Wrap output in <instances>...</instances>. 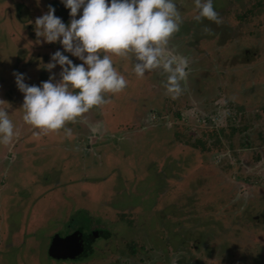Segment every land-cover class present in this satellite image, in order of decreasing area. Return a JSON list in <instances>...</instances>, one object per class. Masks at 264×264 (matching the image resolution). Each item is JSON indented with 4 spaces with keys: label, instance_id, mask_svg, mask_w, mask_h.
<instances>
[{
    "label": "flooded vegetation",
    "instance_id": "flooded-vegetation-1",
    "mask_svg": "<svg viewBox=\"0 0 264 264\" xmlns=\"http://www.w3.org/2000/svg\"><path fill=\"white\" fill-rule=\"evenodd\" d=\"M1 1L3 3L0 2V66L2 65L5 67V64L7 63L23 69L22 72L20 71L19 73L24 74V82L28 85H39L41 81L49 78L50 72L54 75L53 82L59 79V65H56L51 70H46L43 67L44 64L49 62L50 54L57 49H60L62 54L67 55L74 64L82 63L78 58L72 56L71 53L65 52L58 41L45 43L43 42V37L37 38L35 36L34 20L41 14L46 13L49 5L54 8V15L60 17L65 24L68 23L70 19L68 9L63 6L61 0H38V2L37 0H6L7 3H5L4 0ZM244 1L247 2L246 4H250L247 8L248 13L246 14L242 13V6L245 5ZM176 3L178 12L181 16V22L178 30L169 38V47H171L176 53L187 58V76L189 77V80L187 81L185 78L181 81L182 91L174 99L165 94L162 84L164 74L159 70L146 72L142 78H137L134 73H132V60L130 58L113 57L114 66L117 71L124 75L127 80L126 87L118 94H106V102L104 104L90 108L74 122H67L65 126L71 130L70 134H65L63 129L42 134L38 129H34L24 123L22 120V109L18 111L16 106L19 102L18 100L11 101L12 97L10 95L8 98L2 99L3 94H8L3 88L5 87L4 82L7 73L0 74V107H7L5 110L8 111L10 117L12 113L14 115L19 113L20 116L17 117L13 125H20V127L26 126L27 128L25 129L23 136L16 137L13 140L11 150L8 151V153H11L9 156L13 163L21 157L23 165L21 166L20 172L22 173L20 175L23 176V172L25 174V181L17 183L18 186L16 185V187L11 190L12 195L16 197L21 196L20 200L22 202L34 197L32 203L34 204L33 207H30L32 205H30L31 201L26 203V213L24 216L27 221L25 223L21 222V219H24V216H22L19 224L12 230L9 229L8 224H5L10 221V213L7 212L6 215L4 208L0 203V256L3 255L1 252H3L5 248L12 249L13 247H17L19 249L21 248L22 251V253L19 251L20 256L18 255V261L23 262L26 260L28 264H40V245L39 242H37L38 239H36V235L44 225V222H42V224H39L38 222L47 218L46 223H48L50 219L55 216L47 215V212H50L51 208H54L55 211L59 210V207H53V205H51L52 202L50 203L52 195V200L56 196L65 200L64 195L62 196L61 193V188L63 186L57 184L52 189V181L58 180L64 183L66 189L77 188V194L81 196L82 200L85 196L84 194L87 192H91L94 196L95 191L102 190V188V191L105 194L113 192V190L111 191V188L106 187L108 182L111 183L115 181L116 185H120L116 188L117 190L122 187L126 189L125 185L131 183L133 178L131 177L133 171H131L130 168L136 162L137 164L139 163V157L136 158L138 155L137 151L142 150L144 152L148 149V146L154 144L162 134L168 133L164 129L158 127L170 124V122L163 120L166 117V113H164L163 110L161 102L162 98H171V108L174 111L176 108H173V105L177 103L176 101L199 91L201 85L202 87L206 86L203 84L207 82L206 79H209L210 82L211 79L208 78L209 74L211 78L213 76L216 78H223L225 72L232 73L235 71L236 73L238 70L242 71L248 68H251V71L255 74H264V30L261 29V25L254 26L248 20L254 19L255 10L259 12L264 9V0H212L213 8L217 12L221 21L219 24L203 18L199 22L195 21L193 16L196 14V10L194 9L192 0H176ZM232 5L237 6L239 12L235 11ZM234 12L237 13L233 14ZM78 16L79 10L77 13V17ZM229 17L236 20L235 26L231 23ZM241 23L244 25L241 26ZM38 39L40 41L39 43H37ZM244 46H247V48L244 49ZM9 51L14 52L13 56L8 55ZM218 60H221L222 62ZM219 64L220 66H218ZM254 77L258 79L261 76L255 75ZM10 78L15 83L14 75ZM32 79L34 83L31 81ZM258 81L259 84H262L261 87L263 88L264 79H258ZM138 95H141V98L137 97ZM118 96H120L122 101L117 100ZM259 97L264 98V88L263 90L255 92L254 95L248 94L245 98L240 100L241 102L231 100L229 105L225 104L226 106H224V109H220L222 106L219 101L212 99L210 102L211 106L214 105L212 111H210L209 107L206 109V106H204L201 111L192 114L199 122H202L201 120L203 119L205 124L215 125V127L209 131L208 136H205L202 131L199 134L197 133L200 135L198 136L195 132H182L181 129L175 130L173 136L176 139H182L183 135L189 134L191 139L188 144L197 146L200 150L212 146L213 144L208 141H210L211 138H214V143H218L220 146L213 151L214 156L220 154L223 156V153H225V140L228 141L227 138L230 139V151L234 150V143L231 138H233L235 133H239L246 137L247 142L242 145L247 146L249 144L248 140H250L251 136L252 125L247 119H245L246 113L244 105L247 102H253V104H256ZM22 98L23 93L21 95V100L23 102ZM117 102L119 103L116 105ZM191 108H196V106H192ZM189 109L188 106H180L177 108L178 117L180 119L183 118L185 111H188ZM217 113L218 119H216ZM81 118L88 120L89 125H96L98 131L95 134L91 133L89 131V125L88 127H85L83 122H81V128H78L81 130L76 131L77 126L75 123H78ZM256 125L257 124H254V127H256ZM229 129L231 130V133H226ZM109 134L115 136V144H120L121 147L122 145H125L127 151L132 153L131 158L134 159V162L129 158L133 164L128 166L127 170L121 169L118 163H113V161H118L117 158L116 160H113V158L111 160L107 158L106 161V151L102 152V154L97 152L99 150L97 149L98 143L102 144L103 139ZM136 134L140 135L137 136ZM261 134H264V132ZM92 139H94V141ZM63 140L68 142L67 145L63 144ZM160 141L161 140L158 141V144H161ZM249 149L251 150V148H248L247 150L249 151ZM226 151L229 150L227 149ZM128 156L129 154L127 153L122 155L124 160ZM87 157L92 158L93 162L91 163L90 159L88 160ZM172 157V159H167L169 160L168 166L171 167V164H174L176 167H179L177 165L179 158L175 156ZM167 160L166 162L164 160L161 164L163 163L164 165L168 162ZM225 160L226 158L223 159V161ZM109 163L114 166L112 167V173L104 174L97 172L98 167V170H104ZM79 167L82 170L80 176H75L73 179H70V176H68V179L64 178L63 173L66 171V168L69 170L71 168L74 169ZM253 167L256 168L255 172L257 173L254 172L252 178L256 179V175H259L258 178L264 179V157H262L257 163H254ZM159 168L160 163L158 165L156 161L150 162L148 166V172L150 175H148L143 181L139 180L138 184L141 185V188L145 187L146 184L148 187L149 180H151V177H154V194L158 193V198L162 196H166L167 198L171 194H174V192H177L179 188L177 187V183L170 184L169 180H166L165 177L168 176L169 173L163 172L164 169ZM108 176H111L112 178H109ZM135 179L136 178L133 180ZM6 181L7 175L4 174L0 181V192H6L8 186L4 185ZM80 181H84V183L82 187L80 186V189H78V184H76V182ZM259 181H261V179H259ZM71 182L74 183L75 186H73ZM198 182V186L203 187V179ZM28 184L34 188L32 194L27 193L22 189V186ZM236 184L237 183L235 182V185L229 189V193H231V191L233 193L236 191L234 188V186H237ZM251 185H249L248 196L251 198L248 208H255V204L258 203L259 198L261 197L262 200L264 199L262 196L264 193V186L258 184L254 185L253 183H251ZM147 187H145V189H147ZM194 187L195 185L183 190L182 195H184V198L188 196V205H174L175 209L178 211V217L186 218L192 216L194 220H197L203 215L201 212H198L199 207L204 205L200 202L202 192L195 194ZM73 191L76 192V189ZM223 191L227 194V189L223 188ZM233 193L230 196L229 202L237 201L236 197L239 193L237 191L238 194L236 197ZM66 195L69 197V201L74 198L77 200L80 198L75 196V194L71 195V193ZM133 196H135L136 199H132ZM212 197L213 196H210V194H207V198L205 199H207L208 203L211 200L210 203H212L214 202V198ZM138 198L140 199L141 196L132 195V193L129 194L127 191H124L123 194L117 198L116 204L119 206L132 205L131 203L138 202ZM53 201L55 202V200ZM74 203L75 202L72 200L69 207H63L59 212L62 214L75 215L76 212L84 211L83 208L75 209L76 205H74ZM141 203H143L144 208L149 207V200H143ZM214 204L217 205V212H224L220 214V217L215 215V221L224 225L227 222L225 216L228 218L231 213V209L229 208L235 204L229 205L228 202H225L224 200ZM209 205L210 204H207L206 207ZM262 207V213L258 215L264 217V206ZM88 210H90V208H88ZM147 210L149 209H146L145 212H149ZM57 211L56 214L58 213ZM169 212V207H166V209L154 213L155 217H158L154 222L159 225L158 233H161L162 235V238L158 240V244L154 246H162L163 248H160L163 250H165L164 247L166 248V246H170V244L176 248L175 250H181L190 246L191 243L189 242V239L191 234H193L189 229L190 227H185L184 225L179 224L180 222H184V219L178 220L174 223L167 215ZM149 214L152 213L149 212ZM65 219L68 220L70 218L68 217ZM256 220H259V216H257ZM53 221H57V219L54 218L52 219V222ZM98 221L99 222H96V227H92L91 225L88 229L84 227L74 228L73 226L66 228L63 224H59L61 227H59L56 232L50 233L49 231L51 230V227L44 236H41L42 240L45 239L46 242H49V246L45 247V251L47 252L48 249V254L50 255L52 263L67 264L83 261L94 252V249H99L100 241L103 240L108 242L111 239L114 240L118 235L126 238L128 235H132L143 229L133 226L132 222L127 219L117 231L114 229L113 224L110 223V221L105 222L103 218ZM206 221L208 220L204 219L202 224H206ZM57 224L58 223H56V225ZM155 224L152 223L145 226L146 229H143L145 236L147 235L145 241H154L155 237L153 236L157 232L155 230ZM56 225L54 226L57 227ZM165 229L168 232L165 233ZM28 230L32 232H29ZM124 230H129L128 235H123V233L120 234L122 231L124 232ZM114 235L115 237H113ZM254 238L264 241V231L259 230L257 236H254ZM173 242L175 244H173ZM195 247L196 246L193 248ZM137 248L135 242L130 244L131 251L137 250ZM147 250L150 251V249ZM35 252L37 253L36 257L34 255ZM256 255L257 253L252 256L254 263L261 264L264 261L261 260L263 259L262 254L257 257ZM184 261L185 259L180 260V262L177 261L176 264H184ZM236 262L241 264L239 259L236 260ZM147 263H149V260H147ZM171 263L173 264L172 260Z\"/></svg>",
    "mask_w": 264,
    "mask_h": 264
},
{
    "label": "rangeland",
    "instance_id": "rangeland-1",
    "mask_svg": "<svg viewBox=\"0 0 264 264\" xmlns=\"http://www.w3.org/2000/svg\"><path fill=\"white\" fill-rule=\"evenodd\" d=\"M0 2L2 1L0 0ZM246 3L247 2H245V5L242 6V13L244 14L248 13L247 8L250 6V4ZM232 7L235 11L239 12V8H237V6L232 5ZM236 13L237 12H234L233 14ZM254 14V19L248 20L254 26L261 25V29L264 30V9L260 10L259 12L255 10ZM229 20L235 26L236 20L230 17ZM243 25L244 24L241 23V26ZM246 48L247 46H244V49ZM13 54L14 52H8L9 56H13ZM218 66H220V64ZM2 67L3 66L1 65L0 74L7 73L4 82L5 87L3 88L8 94H3V97H1L2 99H6L10 95L12 97L11 101L18 100L19 102L18 104H16V106L18 111H20V106L22 104V93L18 90L16 84L10 77L13 75L14 71L22 72L23 69L9 65L7 63L5 64V67ZM255 75L261 76L258 79H264V74H255L251 71V68L244 69L242 71L238 70L236 71V73L235 71H233L232 73L225 72L223 78H216L215 76L211 78L209 74L208 78L211 79L210 82L209 79H206L207 82L205 83L201 81L206 86L202 87L201 85L199 91L188 97H183L181 100L179 99V101H176L177 103L173 105V108H176V110L174 111L171 108V98H162L161 102L163 105V110L164 113L167 114H165L166 117L163 120L170 122V124L158 127L164 129L168 133L162 134V136H160L154 142V144L148 146V149L144 151L145 153L142 150L137 151L138 155L136 156V158L139 157L138 164L136 161L135 164L130 161V159H132L134 162V159L131 158L132 153L127 151V147L125 145H122L121 147L120 144H115V136H113L112 134L106 136L103 139L102 144L98 143L97 149L99 150L97 152L102 154V152L106 151V161L107 158L110 160L112 158L113 160H116L117 158L118 161H113V163H118L119 167L125 170L128 169V166H131L133 164L130 168V170L133 171L131 176L133 178L131 183L125 185L126 189L122 187L121 189L117 190L116 188L120 185H116L115 181L111 183L108 182L106 184V187L111 188V191L113 190V192H111L110 194H105L102 191V188V190L95 191L94 196L93 194H91V192H87L86 194H84L85 196L82 200L81 196L77 194V188L66 189L64 183L58 180L52 181V189L57 184L63 186L61 188V193L65 198L64 200L63 198H58L56 196L53 199L55 200L54 202L52 200V195L50 203L52 202L51 205H53V207H59V210L63 209V207L67 208L70 206L71 201L73 200L75 202L74 205H76L75 209L83 208L84 211L76 212L75 215L62 214L59 212V210H56L58 212L56 214L54 208H51L50 212L46 211L47 215L55 216L54 218L57 219V221L52 222V219H54L52 218L48 223H46L47 218H43V221L41 220L40 222H38L39 224H42V222H44V225L40 228L36 235V239H38L37 242H39L40 245V264H55L52 263L50 259L48 249L47 252L45 251V247L49 246V242H46L45 239H41V236H44L51 227L52 228L49 231L50 233L56 232L59 227H61V225L59 224H63L66 228H68L69 226H73L74 228L84 227L88 229L91 225L92 227H96V222H99L98 220L103 218L105 222L110 221L116 231L120 226L123 225L122 223L125 222L126 219L130 220L133 226L146 229L145 226H148L152 223L155 224L154 220L158 217H155L154 213L160 212L166 209V207H169L170 212L167 215L173 220L174 223H176L178 220L184 219V222H180L179 224L184 225L185 227H190L189 229L193 232L189 239V242L191 243L190 246L181 250H175L176 248L171 244L170 246L165 245V250L160 248L162 246H154L158 244V240L162 238L161 233H158L159 225L155 224V230L157 232L153 236L155 237V239L154 241L152 240V242L145 241V239H147V235L145 236L143 229L135 232L132 235H128L129 230H124V232L122 231L120 234H127L128 236L126 238L121 237V235H118L116 237L114 235V240L111 239L108 242L102 240L100 241L99 249H94V252L88 258L80 262L67 264H172L171 260L173 261V264H176L177 261L180 262V260L183 259H185L184 264H239L238 262H236V260L238 259L240 260L241 264H255L254 259L252 258L255 253H257L256 257L262 254L263 259H260L264 260V241L254 238V236H257V232L259 230L264 231V217L258 215L262 213L261 209H263L262 206H264V199L262 200V198L260 197L261 199L259 198L258 203L255 204V208H248L251 198L248 196L250 188L249 185L253 183L254 185L258 184L264 186V179L258 178L259 175H256V179L252 178L253 173L256 170V168L253 167L254 163H257L262 157H264V134H261L262 132H264V98L259 97V100L256 104H253V102H247L244 105L246 113L245 119H247V121L253 126H251V136L250 140H248L249 144L247 146L242 145L243 143L245 144V142H247L246 137L239 133H235L233 138H231L234 143V150L230 151V139L227 138L228 141L225 140V153H223V156L221 154L214 156L213 151L220 147L218 143H214V138H211V140L208 141L209 143L213 144L212 146L200 150L197 146L188 144L191 139V136H189V134L183 135L182 139H176L173 136L174 131L179 129H181L182 132L187 133L195 132L196 135H198L202 131L205 136H208L209 131L212 130L215 125L205 124V121H203V119L201 120L202 122H199L196 118H194L192 114L201 111L202 107L204 106H206V109L207 107H209L210 111H212V108H214V105H210L212 99L219 101L220 105L222 106L220 109H224V106L229 105L231 100L237 102L245 98L248 94L254 95L255 92L263 90L264 87H261L262 84L258 83L259 81L254 77ZM186 79L187 81L189 80V77L187 75ZM31 81L33 82V79ZM137 97L141 98V95H138ZM250 99L253 100L252 98ZM117 100L122 101L120 96H118ZM118 103L119 102H117L116 105ZM180 106H188V109L192 106H196V108H191L188 111H185L183 118L180 119L177 114V108H179ZM21 112H23V110ZM216 115V119H218V113ZM19 116V113H17V115H14L12 113L11 117L9 116V118L12 123H14ZM81 122H83L85 127H88L89 121L81 118L78 121L79 124L75 123V125L77 126L76 131L81 130L78 129L81 128ZM254 124H257L256 127H254ZM14 129L16 135L14 136L13 140L16 137L23 136L25 133V129L27 128L26 126L20 127V125H14ZM226 133H231V130L229 129ZM136 135L139 136L140 134ZM13 140L9 145H0V181L1 177L6 174L7 181L4 185H8L6 188V192H0V203L5 210V214L7 215V212L10 213L11 222L8 221L7 223H5L8 224L10 230L18 225L21 217L25 215L26 203L28 201H31V205L34 200V197H31L32 200L30 199L22 202L20 200L21 196L16 197L12 195L11 190L16 187L17 183L20 181H25L24 172L23 176L20 175L22 173L20 172L21 166L23 165L21 157H19V159L15 163H13L11 162L9 156L11 155V153H8V151L11 150ZM92 140L94 141V139ZM159 140H161V144H158ZM63 142V144L66 145L68 143L66 140H63ZM248 148H251V150L249 149L248 151ZM227 149L229 151H226ZM125 153L129 154V156L124 160L122 155H125ZM172 156L179 158V161L177 163L179 167H176L174 164H171V167L168 166L169 160L167 159H172ZM224 158H226L225 161H223ZM87 159H90L91 163L93 162L92 158L87 157ZM164 160L165 162L166 160L168 162L163 165V163L161 164V162H164ZM152 161H156L158 165L160 163L159 169H164L163 172L169 173L168 176L165 177L166 180H169L170 184L177 183V187L179 188V190H177V192H174L175 195L171 194L167 198L166 196L158 198V193L154 194L153 192V185L155 181L154 177H151V180H149L148 187L146 184L145 187H147V189H145V187L141 188V185L138 184L139 180L143 181L148 175H150L148 172V166ZM112 167L114 166L109 163L104 170H98V167L97 172L109 174L113 172ZM67 169L68 168H66V171H64L63 173L65 179H68V176H70V179H73L75 176H80V174H82V170L80 167L74 169L71 168L69 170ZM108 177L112 178L111 176ZM134 178L136 179L133 180ZM202 179L204 181V185L203 187H199L198 181ZM259 179H261V181H259ZM235 182L237 183V186H234L236 191L234 193L232 191L231 193H229V189L233 185H235ZM83 183L84 181L76 182V184H78V189H80V186L82 187ZM71 184L75 186L74 183L71 182ZM194 185L195 194H199L200 192H202L200 202L204 205L202 207H199L198 212H201L203 215H201V217L197 220H194L192 216H188L186 218L178 217V211L175 209L174 205L184 206L185 204H187L189 202L188 196L184 198V195H182L183 190L189 187H193ZM223 188L227 189V194H225ZM22 189L23 191L31 194L32 191H34V188L30 184L22 186ZM75 189L76 192L73 191ZM124 191H127L129 194L132 193V195H140L141 198H138V202L131 203L132 205L119 206L116 204L117 198H119ZM237 191L239 193L238 196ZM70 193L71 195L75 194V196L80 198L78 200L74 198L69 201L70 199L66 194ZM232 193L235 197L237 196L236 202H229ZM207 194L213 196L212 198H214V202L210 203V200L208 203L207 199H205L207 198ZM262 196L264 198V193L262 194ZM132 199H136V197L133 196ZM143 200H149V207H143L144 205L143 203H141ZM221 200L228 202L229 205L235 204L234 206L229 208L231 209V213L229 214L228 218L227 216H225V220L227 222L225 224L223 223L224 225L218 223V221H215V215L217 217H220V214L224 213L217 212V205L214 204L220 202ZM207 204L210 205L206 207ZM33 205L34 204H32L30 207H33ZM88 208H90V210H88ZM146 209H149L147 211L151 212L152 214H149V212H145ZM257 216H259V220H256ZM68 217L70 219H65ZM204 219L208 220L206 221V224H202L204 222ZM26 221L27 219L24 216V219H21V222L25 223ZM56 223L58 224L56 225ZM54 225H56L57 227H55ZM28 231L32 232L30 230ZM166 232L168 231L165 229V233ZM132 242L136 243L138 247L137 250H130V244ZM173 244L175 243L173 242ZM194 246L196 247L193 248ZM147 249H150V251ZM19 251H21V248H5L3 252H1L3 255L0 256V264H28L26 260L23 262L18 261V255L20 256ZM34 255L36 257L37 253L35 252ZM147 260H149V263H147ZM261 264H264V261Z\"/></svg>",
    "mask_w": 264,
    "mask_h": 264
},
{
    "label": "clouds",
    "instance_id": "clouds-1",
    "mask_svg": "<svg viewBox=\"0 0 264 264\" xmlns=\"http://www.w3.org/2000/svg\"><path fill=\"white\" fill-rule=\"evenodd\" d=\"M38 2V0H37ZM70 17L67 24L54 15L49 5L46 13L34 20V32L43 42H59L65 52L82 63L74 64L57 49L43 67L60 66L59 79L49 78L39 85H28L23 73L15 72L14 80L23 93L20 108L25 124L42 134L63 129L94 106L106 102V94L121 92L127 85L117 71L113 57L130 58L132 73L142 78L146 72L159 70L166 95L178 96L181 81L186 78L188 60L169 47V38L178 30L181 16L176 0H61ZM196 14L219 24L220 18L212 0H192ZM79 10V16L77 13ZM39 39L37 43H39ZM7 107H0V145H9L16 135ZM95 134L96 125H89Z\"/></svg>",
    "mask_w": 264,
    "mask_h": 264
},
{
    "label": "water",
    "instance_id": "water-1",
    "mask_svg": "<svg viewBox=\"0 0 264 264\" xmlns=\"http://www.w3.org/2000/svg\"><path fill=\"white\" fill-rule=\"evenodd\" d=\"M4 2H5V3H7V1H6V0H4ZM1 57H2V55H1Z\"/></svg>",
    "mask_w": 264,
    "mask_h": 264
}]
</instances>
